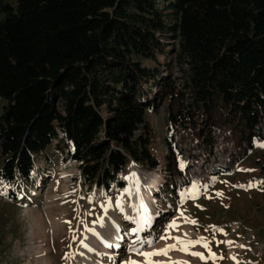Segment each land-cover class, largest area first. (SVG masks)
Masks as SVG:
<instances>
[{"label":"trees","instance_id":"16d2710c","mask_svg":"<svg viewBox=\"0 0 264 264\" xmlns=\"http://www.w3.org/2000/svg\"><path fill=\"white\" fill-rule=\"evenodd\" d=\"M0 100L11 199L55 142L114 198L131 164L162 165L150 114L164 103L178 196L264 142V0H0Z\"/></svg>","mask_w":264,"mask_h":264},{"label":"rangeland","instance_id":"374dc122","mask_svg":"<svg viewBox=\"0 0 264 264\" xmlns=\"http://www.w3.org/2000/svg\"><path fill=\"white\" fill-rule=\"evenodd\" d=\"M2 105L0 100V112ZM150 119L157 131L155 150L163 163L156 170L131 164L128 185L114 198L104 189L85 186L78 164L66 149L54 148L57 142L48 158L37 160L32 180L14 188L16 199L7 196L9 186L0 182V264H124L129 260L145 264L132 248L154 252L173 244L177 249L151 260L264 264V173L258 164L264 142L257 143L231 172L206 184L196 183L194 191L192 187L171 196L164 163L167 103ZM173 221L177 227L170 228ZM134 228L140 230L134 233ZM175 237L205 238L216 258H209L202 244L190 246L187 252L178 250Z\"/></svg>","mask_w":264,"mask_h":264},{"label":"snow or ice","instance_id":"6c2138e0","mask_svg":"<svg viewBox=\"0 0 264 264\" xmlns=\"http://www.w3.org/2000/svg\"><path fill=\"white\" fill-rule=\"evenodd\" d=\"M261 147H264V144H261L260 145ZM180 167L183 168L184 167V164L183 162H181L180 164ZM247 171V170H246ZM261 183H264V181H262ZM249 186H253V185H249ZM196 189V185H193V191ZM219 195V193H218ZM187 220V218H186ZM187 222H190V223H193L195 224L196 221L194 220H188ZM143 226L141 225L140 228H142ZM170 228H175L177 227L175 221H173L170 225H169ZM214 228V226H212ZM140 228H134L132 231L135 233V232H138L140 230ZM214 230H216L214 228ZM219 231H222V229H219ZM161 239H165L166 237H160ZM174 239L177 240V243L179 244V248L178 250L180 251H184V252H187L189 247L192 246V245H195V244H202V246L206 249L209 250V253H210V256L209 258L211 259H215L216 258V254L215 253H212L211 250L209 249V244L208 242L205 240V238L201 237L200 239L198 240H194V241H185V240H180L179 237H175ZM141 243H144V242H141ZM146 243L148 244H151L152 241H146ZM219 243V242H218ZM229 245H231L233 242L232 241H228L227 242ZM243 247V246H241ZM173 249H177V245L176 244H173V245H168L166 248L164 249H160V250H157V251H154V252H142L140 251L139 249L137 248H132L131 250L132 251H135L137 254L139 255H142L144 258H145V264H162V262H153L151 260V257L153 256H157V255H167V252L170 251V250H173ZM191 255L193 256H198L200 257L201 259H206L204 257V255L202 253H198V252H193L191 253ZM124 264H139V262L135 261V260H129V261H125ZM169 264H187V262H184V261H169Z\"/></svg>","mask_w":264,"mask_h":264},{"label":"bare ground","instance_id":"6f19581e","mask_svg":"<svg viewBox=\"0 0 264 264\" xmlns=\"http://www.w3.org/2000/svg\"><path fill=\"white\" fill-rule=\"evenodd\" d=\"M111 244V243H110Z\"/></svg>","mask_w":264,"mask_h":264}]
</instances>
